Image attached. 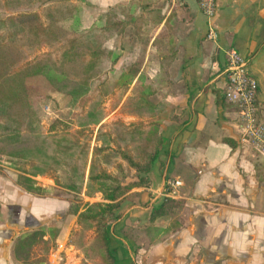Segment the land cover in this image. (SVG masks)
I'll list each match as a JSON object with an SVG mask.
<instances>
[{
	"label": "trees",
	"instance_id": "16d2710c",
	"mask_svg": "<svg viewBox=\"0 0 264 264\" xmlns=\"http://www.w3.org/2000/svg\"><path fill=\"white\" fill-rule=\"evenodd\" d=\"M140 3L129 0L110 8L102 25L69 33L64 22L80 11L77 0H0V166L12 161L17 171L14 183L37 197L50 193L36 178L53 179L54 197L66 200L67 213L76 216L78 229L69 243L82 253L81 264H118L109 227L122 217L127 193L149 184L148 173L165 143L161 125L168 104L152 97L168 79L176 56L174 40L167 22L156 34L165 19L159 8L144 4L135 15ZM129 26L140 44L133 66L142 65L151 45L160 67L148 94L135 85L127 95L129 84H120L113 108L138 120L115 121L108 129L103 123L107 116L103 86L116 60L108 62L105 45ZM44 47L47 50L36 55ZM38 60L44 65L41 76L68 97V111L48 129L33 110L27 84ZM224 141L235 147L233 139ZM253 162L258 180L264 182V154L256 151ZM0 176L7 174L0 169ZM98 194L101 201L87 200ZM184 209V200L167 197L146 222L126 228L124 235L145 236L147 247L157 244L187 227ZM163 217L170 224L157 226ZM58 235V229L40 226L18 236L12 245L15 262L48 264Z\"/></svg>",
	"mask_w": 264,
	"mask_h": 264
},
{
	"label": "crops",
	"instance_id": "0c3cea01",
	"mask_svg": "<svg viewBox=\"0 0 264 264\" xmlns=\"http://www.w3.org/2000/svg\"><path fill=\"white\" fill-rule=\"evenodd\" d=\"M128 2L83 1V23L90 21L85 29L102 25L109 8L117 9ZM140 2L135 15L142 12L144 4L160 9L165 19L156 34L167 22L176 56L167 81L152 97L165 100L168 107L161 125L165 143L148 173L149 184L127 193L122 217L109 227L118 264H264V182L256 176V150L243 135L237 109L225 98L227 50L235 49L259 83L257 109L264 121V0H217L213 23L219 35L215 41L206 39L209 19L197 0ZM126 33L128 51L137 57L140 44L131 34L132 27ZM125 34L116 35L107 43L116 45L119 39L120 47H113L118 54L115 53L112 78L119 85L129 84L127 95L135 85L148 94L150 82L159 71V59L150 45L141 66H133L134 60L125 69L120 56ZM104 88L105 94L109 93ZM128 117L132 122L138 120L136 116ZM225 138L233 139L235 147ZM168 178L183 182L173 198L185 201L183 218L187 227L150 247L146 246L145 236H125L126 228L143 224L152 210L165 202ZM3 179L6 176H0V264H19L12 253L14 240L40 226L59 230L48 264H81L82 253L69 243L72 231L78 229L76 218L52 226L51 220L44 221L47 217L55 221L56 216L67 215L68 202L59 212L55 205L40 210L15 201L11 207L8 201L13 196ZM11 184L17 187L14 180ZM97 197L102 200L101 194ZM155 224L167 227L170 219L163 217Z\"/></svg>",
	"mask_w": 264,
	"mask_h": 264
},
{
	"label": "rangeland",
	"instance_id": "374dc122",
	"mask_svg": "<svg viewBox=\"0 0 264 264\" xmlns=\"http://www.w3.org/2000/svg\"><path fill=\"white\" fill-rule=\"evenodd\" d=\"M80 4V11L73 17L69 18L64 22L65 28L67 29V32L69 33H77L79 31H82L85 29V25H89L90 21H86L83 23V1L85 0H77ZM125 5V4H124ZM110 9V8H109ZM127 32V30H126ZM125 32V33H126ZM119 35V34H116ZM115 35V36H116ZM128 34L126 33L124 36V47H123V54L120 53V56L124 60L125 64L124 68L127 69L129 67L128 63L133 62L135 60V55L133 52L128 51V47L126 44H128ZM113 36L112 38H114ZM119 39L116 41V45L112 43L111 45L106 44L105 47L107 49V55H108V62L112 61L114 57L116 56V53L113 50V47H120L118 45ZM114 44V45H113ZM109 46V47H108ZM112 48V49H111ZM109 49V50H108ZM47 49L44 47L40 49L37 54H40L42 52H45ZM113 52V53H112ZM116 53V54H115ZM137 54V53H136ZM33 56V55H32ZM30 57L33 58V57ZM43 63L41 60H38L34 66H32V71L30 74V77L28 78L27 84L29 88V95L31 97L33 110L36 113L37 117L41 120V122L44 124V126L48 129L56 120H61L62 114H65L69 107H67L68 97L66 95L60 94L57 91H55L50 85L46 82L44 77L41 76V73H39L43 69ZM119 84L116 83L115 79L112 78V73L110 74V80L105 84V87L109 90V93L104 88L103 92L105 94V107L107 111V116L103 120V123H105L106 128H111V124L115 121H122L124 123H130L132 122V118L128 117L129 114H126L125 112H120V110L117 108H113V102H114V93L119 88ZM115 88V90H114ZM118 110V111H117ZM94 133L97 132L98 126L93 127ZM248 140V139H247ZM256 151H259L251 142L248 141ZM1 170H4L7 174L6 179H3L5 182L6 190H9L10 193H12L13 199L11 201H8V203H11V207H13V203L21 202L25 206H28L29 208H39L40 210L47 209L51 207V205H55L57 208V211L64 207L65 201L63 198L54 197V181L48 176H38L36 179L38 180V183L45 187L50 194H48V198H38L37 196H34L30 193H27L20 187H13L11 184V181L16 178L17 171L15 170L14 164L12 161H6L0 166ZM97 196L88 198L89 201H98ZM16 212V211H15ZM59 212V211H58ZM5 215V214H4ZM64 217V218H63ZM7 218V217H6ZM76 218V216L63 214V216H56V220L53 221L51 217L45 218L44 221L51 220L49 224L56 225L59 222L67 221L69 223L70 221H73ZM9 219V218H8Z\"/></svg>",
	"mask_w": 264,
	"mask_h": 264
},
{
	"label": "built area",
	"instance_id": "2783aa9c",
	"mask_svg": "<svg viewBox=\"0 0 264 264\" xmlns=\"http://www.w3.org/2000/svg\"><path fill=\"white\" fill-rule=\"evenodd\" d=\"M197 1L201 11L209 19L206 39L215 41L219 35L217 27L213 23L217 13V0ZM227 61L225 98L237 109L244 137L264 154V121L260 119L257 109L259 83L237 50H227ZM166 185L168 187L167 196L174 197L183 182L177 178H168Z\"/></svg>",
	"mask_w": 264,
	"mask_h": 264
}]
</instances>
